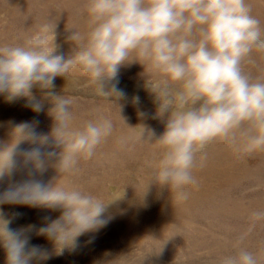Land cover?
Returning <instances> with one entry per match:
<instances>
[{
    "label": "clouds",
    "instance_id": "9594fccd",
    "mask_svg": "<svg viewBox=\"0 0 264 264\" xmlns=\"http://www.w3.org/2000/svg\"><path fill=\"white\" fill-rule=\"evenodd\" d=\"M86 10L90 29L87 33L70 29L66 40L74 47L67 58L56 54L52 21L40 25L23 44L0 46V94L9 101L25 97L26 106L38 113L44 106L32 89L49 90L44 99L51 104L48 115L54 121L50 136L39 138L27 123L16 127L14 133L22 139L0 146V179L15 169L22 140L36 143L38 139L43 146L50 138L61 151L24 150L25 163L43 171L46 160L56 158L54 166L61 174H78L79 159L91 158L112 135L113 125L101 116L74 128L73 99L50 91L54 80L79 69L95 85L96 95L120 97L118 69L133 54V60L156 74L149 76L146 87L158 104L156 115L167 114V119L159 137L144 128L138 136L121 137L119 142L135 139L160 150L159 159L148 165L153 169L151 184L167 186L178 200L187 199L183 189L196 183L192 170L197 154L212 141L223 139L239 153L264 149V75L253 77L243 69L246 60L255 63L253 50L264 52V29L247 0H87ZM6 203L59 210L57 219L37 230L57 252L74 247L78 237L107 222L106 204L57 182L45 185L29 180L10 187L0 193V204ZM251 218H264V211L253 212ZM9 223L0 214V246L6 264L48 258L46 250L29 245L26 230H12ZM220 264H260V258L237 245Z\"/></svg>",
    "mask_w": 264,
    "mask_h": 264
},
{
    "label": "rangeland",
    "instance_id": "374dc122",
    "mask_svg": "<svg viewBox=\"0 0 264 264\" xmlns=\"http://www.w3.org/2000/svg\"><path fill=\"white\" fill-rule=\"evenodd\" d=\"M247 3L264 29V0ZM86 4L87 0H0V46L23 44L40 25L52 21L56 54L67 58L74 47L66 40L70 29L81 33L90 29ZM133 59L134 54L118 69L120 97L96 95L95 85L79 69L54 80L50 91L73 99L74 128L101 116L113 125L112 135L97 146L94 155L79 159L78 174H61L54 166L56 158L46 160L43 171L25 163L24 150L40 147L45 154L59 153L61 149L50 138L43 146L38 139L36 143L22 140L14 157L15 169L0 179V193L29 180L79 188L106 204V224L78 237L74 247L57 252L53 242L37 235V230L57 219L59 210L6 203L0 204L2 218L10 221V229L26 230L30 246L47 251L46 260L32 264H220L222 257L234 254L237 245L258 254L264 264V218H251L253 212L264 211V149L239 153L223 139L212 141L197 154L192 170L196 183L183 189L187 199L178 200L167 186L151 184L153 169L148 165L159 159L160 150L135 139L119 141L138 136L144 128L159 137L167 114L156 115L158 104L146 87L149 76L156 74ZM252 60L255 63L244 62V71L253 77L264 75V52L253 50ZM47 91L38 86L32 89L44 106L38 113L26 106L25 97L9 101L0 94V146L19 142L22 137L14 130L25 123L37 138L50 136L54 121L48 115L51 104L44 99ZM0 264H6L2 246Z\"/></svg>",
    "mask_w": 264,
    "mask_h": 264
}]
</instances>
